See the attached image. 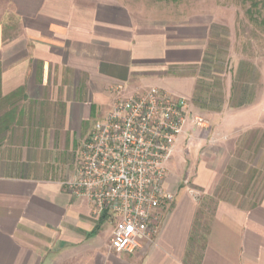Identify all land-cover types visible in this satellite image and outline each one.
Returning a JSON list of instances; mask_svg holds the SVG:
<instances>
[{"label":"crops","instance_id":"1","mask_svg":"<svg viewBox=\"0 0 264 264\" xmlns=\"http://www.w3.org/2000/svg\"><path fill=\"white\" fill-rule=\"evenodd\" d=\"M8 4L0 16V264H264V76L257 90L235 91L226 80L211 96L201 77L212 32L197 21L142 20L117 0ZM153 87L204 113L208 128L189 125L179 138L167 165L174 201L156 231L134 252L116 253V219L94 216L65 183L114 101ZM185 175L192 189L179 185ZM218 190L205 219L196 195Z\"/></svg>","mask_w":264,"mask_h":264},{"label":"built area","instance_id":"2","mask_svg":"<svg viewBox=\"0 0 264 264\" xmlns=\"http://www.w3.org/2000/svg\"><path fill=\"white\" fill-rule=\"evenodd\" d=\"M189 125L207 129L208 121L185 99L156 87L116 99L94 125L76 176L65 185L74 198L92 204L94 216L106 212L116 219L109 240L114 252L138 249L174 201L166 187L167 165Z\"/></svg>","mask_w":264,"mask_h":264},{"label":"rangeland","instance_id":"3","mask_svg":"<svg viewBox=\"0 0 264 264\" xmlns=\"http://www.w3.org/2000/svg\"><path fill=\"white\" fill-rule=\"evenodd\" d=\"M117 1L140 14L142 20L166 22L193 20L210 28L212 38L209 41V53L204 66L205 71L202 70L201 82L211 87L213 92L210 93L211 96L220 95L217 92L221 88L224 90L226 80L232 83L235 91H239L247 83L249 89L257 90L264 76V0H256L260 4L255 8L251 6L249 0ZM8 10V0H0V16L2 12L7 13ZM196 114L207 119L202 112L197 111ZM191 180L192 177L187 178L185 175L179 185L192 189L194 186ZM220 193L222 191L218 190L211 199L201 194L196 195L198 205L204 210L205 219L209 217L214 203L223 197ZM250 197L241 196L238 197V201L247 202Z\"/></svg>","mask_w":264,"mask_h":264},{"label":"trees","instance_id":"4","mask_svg":"<svg viewBox=\"0 0 264 264\" xmlns=\"http://www.w3.org/2000/svg\"><path fill=\"white\" fill-rule=\"evenodd\" d=\"M250 2H251V6L253 7V8H255V7H257L260 3L259 2H257L256 0H249ZM263 4H264V2H263Z\"/></svg>","mask_w":264,"mask_h":264}]
</instances>
